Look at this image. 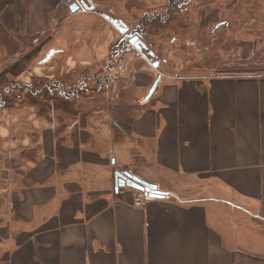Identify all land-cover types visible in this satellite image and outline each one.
Wrapping results in <instances>:
<instances>
[{"label": "crops", "instance_id": "obj_1", "mask_svg": "<svg viewBox=\"0 0 264 264\" xmlns=\"http://www.w3.org/2000/svg\"><path fill=\"white\" fill-rule=\"evenodd\" d=\"M88 1L83 13L63 0H0V48L13 50L0 70L22 64V78L109 77L89 89L92 101L124 79L127 55L151 64L134 48L120 51L124 37L109 17L126 18L114 6L123 0ZM142 5L135 11L144 17ZM218 71L159 77L122 127L107 104L88 114L75 108L70 123L6 109L0 264H264V70ZM116 172L155 185L158 197L135 205L137 190H116Z\"/></svg>", "mask_w": 264, "mask_h": 264}, {"label": "rangeland", "instance_id": "obj_2", "mask_svg": "<svg viewBox=\"0 0 264 264\" xmlns=\"http://www.w3.org/2000/svg\"><path fill=\"white\" fill-rule=\"evenodd\" d=\"M148 2L144 1L142 5L138 0L118 1L114 6L123 8L126 18L111 14L109 19L111 18L119 31H137L139 39L145 45L140 47V52L155 68L148 61L143 63L127 55L131 66L124 79H120L115 85L110 84L106 88L108 94L103 93L104 96L94 93V100L91 101L93 94L87 92L89 89L98 91L100 85H105V75L90 81L87 80L88 77L79 80V76L74 77L73 74L65 80L36 75H26L22 78L15 72L25 65H12V73H7L8 69L5 72L0 70V117L9 116L10 114L5 115L3 112L17 106L27 110L21 111V118H24L25 114L34 113L52 123L64 120L70 123L74 119L75 108L79 111V106L83 107L88 114L90 105L99 107L107 104L112 112H116L115 125L122 127L135 112L136 105L145 106L144 103L154 96L153 92L145 99L158 77L164 76L162 79H165L167 76L214 75L219 72L220 62L226 61H235L234 63L241 65L248 62L251 65H264V6L258 2L157 0L155 6H150L152 2ZM138 5H145V9L150 13L142 17L140 10L135 11ZM225 21L229 25L221 27L220 25L226 24ZM136 24L140 25V28ZM255 24H258V29H254ZM113 35L112 32L109 33L115 43L117 36ZM122 40L126 45L120 51L128 47V41L123 38ZM12 51L0 48V64L8 56L7 53ZM120 60L117 67L122 70L125 61L123 57ZM113 76L117 78L119 75ZM105 81H108L107 78ZM63 90L66 97L61 93ZM119 91L123 92V96L118 99L126 104L123 106V113H118L117 106H122L118 99L111 102ZM260 228L264 230V224H261Z\"/></svg>", "mask_w": 264, "mask_h": 264}, {"label": "water", "instance_id": "obj_3", "mask_svg": "<svg viewBox=\"0 0 264 264\" xmlns=\"http://www.w3.org/2000/svg\"><path fill=\"white\" fill-rule=\"evenodd\" d=\"M89 5L92 6L90 1L86 0L85 6L87 9H91V8H89ZM120 33L123 35L124 40L128 41L127 43H128L129 49L134 48L140 52V47L141 46L145 47V45L139 39L137 33H135V32L127 33L126 30H120ZM51 54H52V51H50L48 55H51ZM47 57L44 59V61L47 60ZM158 81H159V77L156 79V81L152 84V86L148 90V93L145 96V99H148L153 94L154 90L157 87ZM115 183H116V190L119 187H126V186L133 188V189H136V190H139V191L146 189V190L150 191V197L151 198L158 197V195L155 193V191H156L155 185L147 184L143 181H140L138 178L130 176L128 174L116 172L115 173Z\"/></svg>", "mask_w": 264, "mask_h": 264}, {"label": "built area", "instance_id": "obj_4", "mask_svg": "<svg viewBox=\"0 0 264 264\" xmlns=\"http://www.w3.org/2000/svg\"><path fill=\"white\" fill-rule=\"evenodd\" d=\"M64 4L66 5H75L77 10L79 12H86L87 8L85 6L86 0H63ZM150 199V191L148 190H142V191H137L135 194V199H134V204L139 206V207H144V204L147 200Z\"/></svg>", "mask_w": 264, "mask_h": 264}, {"label": "trees", "instance_id": "obj_5", "mask_svg": "<svg viewBox=\"0 0 264 264\" xmlns=\"http://www.w3.org/2000/svg\"><path fill=\"white\" fill-rule=\"evenodd\" d=\"M235 61H226V62H220V67L218 69H241V70H264V65H251L248 63L245 64H239V63H234ZM106 80V77H105ZM104 80V83L106 82Z\"/></svg>", "mask_w": 264, "mask_h": 264}, {"label": "flooded vegetation", "instance_id": "obj_6", "mask_svg": "<svg viewBox=\"0 0 264 264\" xmlns=\"http://www.w3.org/2000/svg\"><path fill=\"white\" fill-rule=\"evenodd\" d=\"M105 77H106V78H107V80H108V77H107V76H105ZM105 83H106V82H105ZM105 83H104V84H105ZM103 86H104V85H100V87H103Z\"/></svg>", "mask_w": 264, "mask_h": 264}]
</instances>
